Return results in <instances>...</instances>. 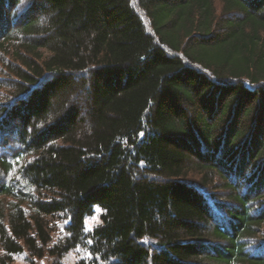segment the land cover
I'll return each mask as SVG.
<instances>
[{
  "label": "trees",
  "instance_id": "trees-1",
  "mask_svg": "<svg viewBox=\"0 0 264 264\" xmlns=\"http://www.w3.org/2000/svg\"><path fill=\"white\" fill-rule=\"evenodd\" d=\"M74 250L264 264V0H0V264Z\"/></svg>",
  "mask_w": 264,
  "mask_h": 264
},
{
  "label": "rangeland",
  "instance_id": "rangeland-1",
  "mask_svg": "<svg viewBox=\"0 0 264 264\" xmlns=\"http://www.w3.org/2000/svg\"><path fill=\"white\" fill-rule=\"evenodd\" d=\"M100 213H101L100 208L95 207V214L89 218H86L84 221L85 231H91L95 226L100 224L101 222ZM80 253L81 252L79 250L70 251L64 256L63 264H74L76 257H78ZM14 258H15V264H29L26 261V257L24 254H18L14 256Z\"/></svg>",
  "mask_w": 264,
  "mask_h": 264
}]
</instances>
